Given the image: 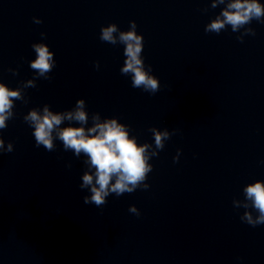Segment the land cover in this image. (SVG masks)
<instances>
[{
  "label": "clouds",
  "instance_id": "clouds-1",
  "mask_svg": "<svg viewBox=\"0 0 264 264\" xmlns=\"http://www.w3.org/2000/svg\"><path fill=\"white\" fill-rule=\"evenodd\" d=\"M210 6L212 9L223 7L220 13L206 24L204 29L206 33L220 34L230 26L233 33H240L236 39L243 43L245 36L256 34L249 26L253 20L264 23V3L260 0H210ZM203 11L206 12L208 9ZM33 20L36 24L42 23L39 18L34 17ZM41 36L45 37L46 34L41 33ZM99 38L112 45H124L125 60L120 72L122 75L130 76L133 88L142 89L153 95L160 90V81L152 74V66L145 65L142 55L144 38L142 34L137 33V24L134 20L129 22L127 31H121L115 23L102 26ZM31 47L36 54L35 59L30 61V68L34 72L33 78L22 81L21 86L15 89L0 82V130L6 129L8 121L14 117L15 101L28 102L24 90L36 87L37 79L50 80L49 73L56 66L54 53L49 50L47 44L34 43ZM95 66L99 68V62H96ZM9 71L13 75L18 74L16 70ZM86 107L85 100L78 99L72 109L63 112H54L47 104L42 109L29 110L23 119L33 129L35 146H42L52 152L56 149V141L59 140L64 151H72L77 158L85 157L83 163L87 170L81 177L80 188L88 189L90 195L83 197L84 204H94L101 208L107 203L106 198L110 194L119 197L138 188L147 190L148 174L153 170V165L149 161L158 156L159 151L164 149L165 141L174 133L167 130L159 131L152 127L149 131L154 137V146L150 143L141 144L138 143L136 136L130 135L128 125L119 122L115 117L105 118L101 122L98 112L91 115L92 126L85 128L84 125L89 121ZM65 121L69 122V126L61 127ZM73 122L80 126H72ZM13 150V143L8 142L5 147V141L0 136V154L11 153ZM179 155L178 149L176 157L173 158L174 163L178 162ZM243 195L242 207L245 211L240 220L252 227L264 225V180L248 183L243 188ZM129 212L140 216V211L135 205L129 207Z\"/></svg>",
  "mask_w": 264,
  "mask_h": 264
}]
</instances>
